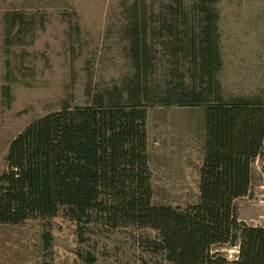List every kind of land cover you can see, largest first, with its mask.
<instances>
[{
    "label": "trees",
    "instance_id": "trees-1",
    "mask_svg": "<svg viewBox=\"0 0 264 264\" xmlns=\"http://www.w3.org/2000/svg\"><path fill=\"white\" fill-rule=\"evenodd\" d=\"M220 1L121 2L127 73L93 91L87 85L86 105L64 101L10 142L0 225L61 213L80 231L94 221L108 231L152 230L146 248L167 264H264V227L240 222L234 205L249 196L252 164L263 155L264 100L224 95ZM4 17L8 45L34 28L24 13ZM156 106L204 109L196 204L152 202L146 118Z\"/></svg>",
    "mask_w": 264,
    "mask_h": 264
},
{
    "label": "rangeland",
    "instance_id": "rangeland-1",
    "mask_svg": "<svg viewBox=\"0 0 264 264\" xmlns=\"http://www.w3.org/2000/svg\"><path fill=\"white\" fill-rule=\"evenodd\" d=\"M122 1L0 0V174L10 142L32 121L64 101L86 105L88 86L93 91L127 73L118 34ZM217 7L225 97L264 100V0H221ZM7 13L33 19L32 32L18 44L8 45ZM204 129L202 107L147 109L153 204L184 208L198 202ZM234 205L240 222L264 227V147L252 164L249 196ZM81 231L61 213L0 225V264H167L146 248L145 238H157L152 230L108 231L94 221ZM220 249L229 259L236 254Z\"/></svg>",
    "mask_w": 264,
    "mask_h": 264
}]
</instances>
